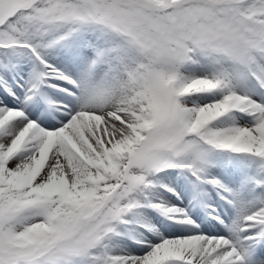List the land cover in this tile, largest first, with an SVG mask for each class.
Instances as JSON below:
<instances>
[{
    "label": "snow or ice",
    "instance_id": "obj_1",
    "mask_svg": "<svg viewBox=\"0 0 264 264\" xmlns=\"http://www.w3.org/2000/svg\"><path fill=\"white\" fill-rule=\"evenodd\" d=\"M0 264H264V0H0Z\"/></svg>",
    "mask_w": 264,
    "mask_h": 264
}]
</instances>
